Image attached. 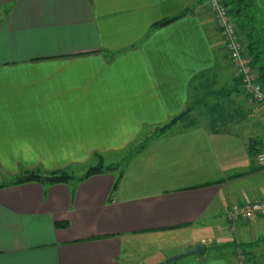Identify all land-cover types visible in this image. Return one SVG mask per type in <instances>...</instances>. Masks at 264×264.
<instances>
[{"label": "crops", "instance_id": "crops-1", "mask_svg": "<svg viewBox=\"0 0 264 264\" xmlns=\"http://www.w3.org/2000/svg\"><path fill=\"white\" fill-rule=\"evenodd\" d=\"M206 13L204 0H0V264H166L264 238V219L229 231L232 205L264 201V110ZM156 131L115 192L113 173L14 184L81 178ZM209 245L174 264H234Z\"/></svg>", "mask_w": 264, "mask_h": 264}, {"label": "trees", "instance_id": "trees-1", "mask_svg": "<svg viewBox=\"0 0 264 264\" xmlns=\"http://www.w3.org/2000/svg\"><path fill=\"white\" fill-rule=\"evenodd\" d=\"M224 4L229 10V13L236 24L238 31L246 43V54L252 59L253 68L256 69L258 75V83L264 88V26L260 22V18L257 15L254 5L251 0H223ZM185 14H181L178 17L172 19H166L157 23L154 28L163 27L175 20L181 18ZM243 40V39H242ZM239 86L242 85L241 81L238 79ZM221 90L219 92L213 93L211 96L216 97H227L232 95L235 91ZM202 100L199 104H202ZM192 108V107H191ZM161 132L156 131L155 133H147L148 137H144L143 140L128 149L126 156L133 159L137 154L143 151L153 140L159 137ZM146 135V136H147ZM97 165L88 168L86 173L81 178H75L71 172L68 170H59L50 173H42L39 171L28 172L20 176L14 184H27V183H37L41 185H60V184H70L71 182H81L92 176H98L108 173L116 174V181L113 186V191L115 192L118 188L122 176L127 167L124 166L122 169L118 165L106 166L104 164V159L101 156L96 157ZM235 176L234 178H237ZM9 185H2L1 188L7 187ZM60 227H67V224H59ZM264 244V238L253 243H237L236 241L227 243L224 246L216 247L214 250L220 253L231 252L233 256H236L238 252L246 254L249 257V251L257 246ZM264 260V253H263ZM167 264V263H166Z\"/></svg>", "mask_w": 264, "mask_h": 264}, {"label": "built area", "instance_id": "built-area-1", "mask_svg": "<svg viewBox=\"0 0 264 264\" xmlns=\"http://www.w3.org/2000/svg\"><path fill=\"white\" fill-rule=\"evenodd\" d=\"M204 2L207 13L224 39L225 49L235 74L241 81L244 94L264 110V88L258 83L257 71L253 68L252 59L246 54L242 36L228 8L223 0H204ZM258 162L259 165L264 166V153L258 155ZM227 219L232 229L237 228L242 222L250 223L264 219V201H247L232 205L227 213ZM238 264H246L245 257L241 253Z\"/></svg>", "mask_w": 264, "mask_h": 264}, {"label": "rangeland", "instance_id": "rangeland-1", "mask_svg": "<svg viewBox=\"0 0 264 264\" xmlns=\"http://www.w3.org/2000/svg\"><path fill=\"white\" fill-rule=\"evenodd\" d=\"M253 1L254 0H251V2H252V4L254 5V3H253ZM257 1V0H256ZM262 1V0H261ZM258 4V3H257ZM258 6H259V4H258ZM255 7V10L257 11L256 13H257V15L258 16H260L259 15V11H258V9H257V7H256V5L254 6ZM207 10V9H206ZM207 15H209L208 13H206ZM205 14V15H206ZM209 17V19L210 20H212L213 21V19L210 17V16H208ZM213 23H214V21H213ZM215 25V24H214ZM216 27V26H215ZM220 33V32H219ZM221 35V34H220ZM221 37H222V35H221ZM222 40H223V42H224V39H223V37L221 38ZM224 44H225V42H224ZM224 44H222V49L224 50L225 48H224ZM225 51H226V49H225ZM227 52V51H226ZM227 56H228V59H229V54L227 53ZM230 61V60H229ZM231 62V61H230ZM231 65H232V63H231ZM220 86H222V84H220ZM225 87V86H224ZM249 99V98H248ZM252 102V101H251ZM253 103V102H252ZM254 104V103H253ZM190 117L191 116H186V118L184 117L181 121H179L178 123H185L186 121H188V119H190ZM223 117V116H222ZM224 118H226V117H224ZM185 119V120H184ZM220 122L223 124L224 123V119H222V118H220ZM177 125V124H176ZM181 125V124H180ZM173 127H175V125L173 126ZM172 127V128H173ZM176 127H179V126H176ZM225 127V126H224ZM171 129V128H170ZM147 135V133H145L144 135H143V137L141 138V140H143V138L144 137H148V135ZM220 150V149H219ZM260 153H264V151H261V152H257V154H256V162H257V164L259 165V162H258V155L260 154ZM110 158V157H109ZM108 158V159H109ZM116 158V159H115ZM114 159H112V161H110L109 162V160L107 159V162H106V166H110V165H118L119 166V168L120 169H122L124 166H126V165H128V162L130 161V160H132V159H130L129 160V157H127V156H125V155H120V156H118V157H115ZM114 161V162H113ZM112 163V164H111ZM238 228V227H237ZM237 228H235V229H232V228H230V226H229V231L231 232V233H233L234 235H236V232H237ZM231 238V237H230ZM237 238V236L235 237L234 236V238L233 239H236ZM262 238H260L259 240H261ZM233 242V241H232ZM227 244V243H226ZM226 244H216V243H212V244H210L209 245V252H213V251H216V250H214V248H216V247H221V246H224V245H226ZM264 245V244H263ZM263 245H261L260 246V248L261 249H264V246ZM217 253V254H216ZM219 252L218 251H216L215 252V254H214V256H216V255H219L218 254ZM240 253L242 254V252H238L237 253V255L236 256H233V254L231 253V252H226V253H222V254H220V255H227V258H228V260H231L234 264H238V260H239V255H240ZM263 253H264V251L262 250V251H257V252H254V256H252L253 254H251V255H249V257H248V255H244V257H245V263L246 264H264V260H263ZM242 256V255H241ZM252 256V257H251ZM189 258H194V257H189ZM189 258H186V259H189ZM186 259H184V260H186ZM255 260H257V261H255ZM183 261V260H182ZM174 264V263H173Z\"/></svg>", "mask_w": 264, "mask_h": 264}, {"label": "water", "instance_id": "water-1", "mask_svg": "<svg viewBox=\"0 0 264 264\" xmlns=\"http://www.w3.org/2000/svg\"><path fill=\"white\" fill-rule=\"evenodd\" d=\"M190 111H191V108L188 107L180 115L173 118L169 124H167L166 126L161 128L160 131L163 132V131L169 130L174 125H176L179 121H181ZM208 245H209V243L206 242V243H202V244H199L197 246H194L190 249L184 250L182 253L168 259L167 264L177 263V262H180V261H182L186 258H189V257L204 258L207 254V251H208Z\"/></svg>", "mask_w": 264, "mask_h": 264}]
</instances>
